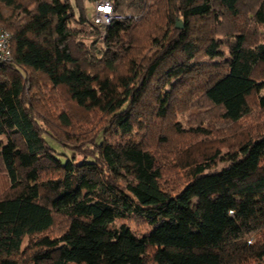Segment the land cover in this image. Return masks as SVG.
Masks as SVG:
<instances>
[{
    "label": "trees",
    "instance_id": "obj_1",
    "mask_svg": "<svg viewBox=\"0 0 264 264\" xmlns=\"http://www.w3.org/2000/svg\"><path fill=\"white\" fill-rule=\"evenodd\" d=\"M111 1L0 0V264H264V0Z\"/></svg>",
    "mask_w": 264,
    "mask_h": 264
},
{
    "label": "rangeland",
    "instance_id": "obj_2",
    "mask_svg": "<svg viewBox=\"0 0 264 264\" xmlns=\"http://www.w3.org/2000/svg\"><path fill=\"white\" fill-rule=\"evenodd\" d=\"M73 3H75V0H71ZM82 6L85 10V14L87 15L88 19H89V22H94L95 24H98L99 23L96 21V18H95V15H96V10H95V7H96V2H90L88 0H82ZM76 13L78 14V9H76ZM76 14V16H77ZM96 21V22H95ZM74 26H76L77 24L76 23H73ZM100 23V30H101V36H100V39H102L105 35V32H106V28L107 26L109 25H103ZM262 92H264V89L262 90ZM204 108H192L190 110H188L187 112H184L183 114L181 113L180 116H179V119L184 123V124H195L194 121H196L197 119V116L199 113H203L204 112ZM260 111V110H258ZM260 118L261 119H264V113L260 115ZM178 119V120H179ZM186 125V126H187ZM0 138L2 141L6 142V136L4 135H0ZM53 143V142H52ZM54 144V143H53ZM56 147H58V145L54 144ZM228 149L226 147H224L222 149V153H226ZM225 164V161H220L217 165L218 168L222 167L223 165ZM6 188V184H5V181L4 179H0V190H4ZM122 221L119 220L118 223H121ZM60 227L58 229H54V232L52 235H55L57 233L60 232Z\"/></svg>",
    "mask_w": 264,
    "mask_h": 264
},
{
    "label": "built area",
    "instance_id": "obj_3",
    "mask_svg": "<svg viewBox=\"0 0 264 264\" xmlns=\"http://www.w3.org/2000/svg\"><path fill=\"white\" fill-rule=\"evenodd\" d=\"M107 9V11L105 10ZM96 21L103 25H108L118 17L114 14L111 0H99L96 2ZM95 21V22H96ZM102 25V26H103ZM12 60L11 34L4 27L0 26V63H7Z\"/></svg>",
    "mask_w": 264,
    "mask_h": 264
},
{
    "label": "water",
    "instance_id": "obj_4",
    "mask_svg": "<svg viewBox=\"0 0 264 264\" xmlns=\"http://www.w3.org/2000/svg\"><path fill=\"white\" fill-rule=\"evenodd\" d=\"M182 25L180 24V22H178V27H181Z\"/></svg>",
    "mask_w": 264,
    "mask_h": 264
},
{
    "label": "snow or ice",
    "instance_id": "obj_5",
    "mask_svg": "<svg viewBox=\"0 0 264 264\" xmlns=\"http://www.w3.org/2000/svg\"><path fill=\"white\" fill-rule=\"evenodd\" d=\"M107 11V9H105Z\"/></svg>",
    "mask_w": 264,
    "mask_h": 264
}]
</instances>
